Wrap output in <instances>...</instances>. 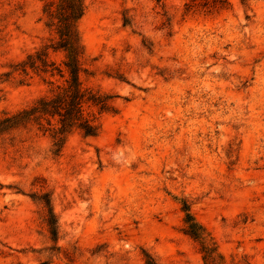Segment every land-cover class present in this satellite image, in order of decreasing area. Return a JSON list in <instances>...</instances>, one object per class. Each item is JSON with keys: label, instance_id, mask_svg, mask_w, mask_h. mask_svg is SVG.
Masks as SVG:
<instances>
[{"label": "rangeland", "instance_id": "374dc122", "mask_svg": "<svg viewBox=\"0 0 264 264\" xmlns=\"http://www.w3.org/2000/svg\"><path fill=\"white\" fill-rule=\"evenodd\" d=\"M48 1L0 0V118L48 94L6 75L53 38ZM228 2L84 0L80 81L116 112L58 157L34 129L0 136V264H205L183 204L221 264H264V0Z\"/></svg>", "mask_w": 264, "mask_h": 264}, {"label": "trees", "instance_id": "16d2710c", "mask_svg": "<svg viewBox=\"0 0 264 264\" xmlns=\"http://www.w3.org/2000/svg\"><path fill=\"white\" fill-rule=\"evenodd\" d=\"M44 1V0H42ZM163 4L165 0H153ZM188 9L200 5L208 12L223 11L230 7L228 0H186ZM44 26L51 31L53 38L43 44L24 60L15 64L7 76L17 74L22 78L30 75L40 77L49 87L48 94L38 98L31 106L13 115L0 118V136L9 132L34 129L51 142V154L58 157L68 138L79 133L83 138H97L100 132L98 119L102 114H115L116 110L110 96L84 88L81 74L83 67V48L78 34V22L84 14V0H54L45 2L42 8ZM60 54L62 60L56 64L50 54ZM30 78V77H29ZM43 209L42 222L46 227L48 239L58 240V223L47 196L39 199ZM185 213L184 234L200 247L205 264H221L215 249L204 231L191 223L189 209L183 204ZM45 264V263H41ZM145 264H154L146 258Z\"/></svg>", "mask_w": 264, "mask_h": 264}]
</instances>
